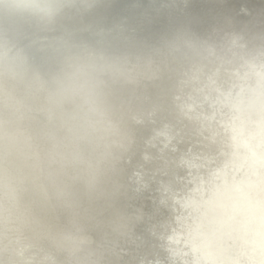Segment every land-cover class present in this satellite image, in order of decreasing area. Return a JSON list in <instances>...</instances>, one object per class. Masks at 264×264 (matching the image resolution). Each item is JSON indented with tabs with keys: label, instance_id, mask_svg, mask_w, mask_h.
Returning a JSON list of instances; mask_svg holds the SVG:
<instances>
[{
	"label": "bare ground",
	"instance_id": "6f19581e",
	"mask_svg": "<svg viewBox=\"0 0 264 264\" xmlns=\"http://www.w3.org/2000/svg\"><path fill=\"white\" fill-rule=\"evenodd\" d=\"M143 60L111 99L98 264H264V46L191 39Z\"/></svg>",
	"mask_w": 264,
	"mask_h": 264
},
{
	"label": "clouds",
	"instance_id": "9594fccd",
	"mask_svg": "<svg viewBox=\"0 0 264 264\" xmlns=\"http://www.w3.org/2000/svg\"><path fill=\"white\" fill-rule=\"evenodd\" d=\"M104 7L0 0V264H98L89 206L119 133L112 95L150 71L123 32L80 38ZM238 38L264 42V22Z\"/></svg>",
	"mask_w": 264,
	"mask_h": 264
},
{
	"label": "water",
	"instance_id": "95a60500",
	"mask_svg": "<svg viewBox=\"0 0 264 264\" xmlns=\"http://www.w3.org/2000/svg\"><path fill=\"white\" fill-rule=\"evenodd\" d=\"M104 4L97 32L81 31L80 38L104 40L106 32H123L129 54L142 60L191 39H225L229 44L237 37L247 48L264 46V42L249 46L238 38L240 30L264 22V0H104ZM227 33L232 35L225 38Z\"/></svg>",
	"mask_w": 264,
	"mask_h": 264
}]
</instances>
